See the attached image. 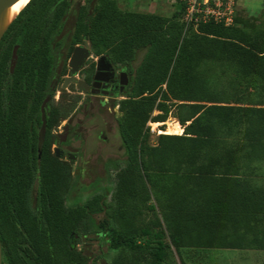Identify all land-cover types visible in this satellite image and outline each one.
Listing matches in <instances>:
<instances>
[{"label": "trees", "instance_id": "trees-1", "mask_svg": "<svg viewBox=\"0 0 264 264\" xmlns=\"http://www.w3.org/2000/svg\"><path fill=\"white\" fill-rule=\"evenodd\" d=\"M178 4L167 16L89 0L71 30L74 42L86 34L96 55L108 53L130 67L145 50L121 102L126 158L112 191L116 204L96 192L67 207L70 171L49 146L40 157L30 145L25 115L4 114L5 78H12L10 106L20 100V113L29 98L26 87L18 98L19 85L46 86L71 0H30L12 22L0 41L3 264H91L93 241L108 246L110 264H166L171 244L181 258L183 248L264 250V185L254 180L264 174V23L245 22L237 12L230 26L210 21L186 28V3ZM172 109L184 132L159 134L150 144L147 122H166ZM146 209L154 220L141 218Z\"/></svg>", "mask_w": 264, "mask_h": 264}, {"label": "flooded vegetation", "instance_id": "flooded-vegetation-1", "mask_svg": "<svg viewBox=\"0 0 264 264\" xmlns=\"http://www.w3.org/2000/svg\"><path fill=\"white\" fill-rule=\"evenodd\" d=\"M84 3L85 0L75 2L64 31L57 37L60 48L57 49L56 65L50 73L46 86L43 87V90H40L41 96H39L40 91L36 90L37 87L33 90L30 86H27V81H25V84L21 83L19 85L18 98L25 87L27 88L26 93L29 99L26 112H19L17 107H19L20 100L16 99L15 96L14 105L16 108L10 106L13 103L12 92L9 88V82L12 78L4 79V114L7 118L8 113L15 109L17 110L15 118L21 119L25 115L30 122L22 125L29 129L28 141L32 147L37 146L40 157L49 146L50 155L57 157L65 165V168L70 171L72 177L78 176L80 180L84 179L86 165L91 160L90 158L88 160L84 159L83 146L88 143L96 145L95 153H100V157H104L103 146L105 144L112 145V139L119 136L121 147H123V150L121 149L123 157L118 158L107 154L106 158H103L104 174L98 176L97 179L101 181L102 178H110L113 171L116 177L126 158L123 140L121 134H119V117L121 102L128 98L130 94L133 72L128 64L115 62L108 53L96 55L86 34H82V37L74 42L75 36L71 33V30ZM94 5H90V10L94 8ZM77 47H87L89 54L78 70L72 72L73 67L70 65V60ZM102 55H106L109 60V63L105 64V71L98 70V61ZM124 72L127 74L126 77L122 76ZM98 76L100 78H97ZM124 78H126L125 83L122 84L121 81ZM39 97H41L40 106L38 105ZM61 103L64 104L62 109ZM77 114H79L78 117ZM18 133H20V130ZM109 134L113 136L112 139ZM77 142L80 143L77 144ZM102 142H104V145ZM58 153L60 156L57 155ZM71 162H80V164L75 170H72ZM72 185L74 186L69 189V192L65 193L67 207H74L78 203L81 204L86 201L84 199L85 192L82 190L85 184L81 181L76 182L73 179ZM74 188L77 193L70 199L71 201L68 204V195ZM37 193V186H35L32 192L35 206L38 201ZM78 239L79 236H76L72 238V241L75 242ZM75 247L84 250L85 244L77 243Z\"/></svg>", "mask_w": 264, "mask_h": 264}, {"label": "rangeland", "instance_id": "rangeland-1", "mask_svg": "<svg viewBox=\"0 0 264 264\" xmlns=\"http://www.w3.org/2000/svg\"><path fill=\"white\" fill-rule=\"evenodd\" d=\"M77 0H71L72 6H74ZM120 7L124 9H132L137 11H145V12H156L161 13L167 16H171L174 11H179L180 7L177 0H117ZM88 2L89 0H85ZM237 12H239L240 18L245 20L248 23H264V0H238L237 5ZM193 29L188 30V33H191ZM138 60L136 62L139 63L143 53H140ZM70 94V93H68ZM63 99V98H62ZM64 106L61 103V109ZM66 106V105H65ZM63 111V110H62ZM64 112V111H63ZM61 112V113H63ZM160 111L156 110L154 115L159 114ZM79 114H77V117ZM170 121V128L167 122ZM147 122L146 127L149 128L150 137L149 143L154 145L158 142L159 134H162V131L172 134L178 133L180 130V124L175 116V110L169 114L168 120L166 122H154L151 121L152 124L149 125ZM176 124V126H174ZM179 126V129L178 127ZM155 127L156 129L152 131V128ZM162 130V131H161ZM171 132V133H170ZM184 132L183 127L180 130L182 134ZM119 134H121L119 132ZM110 135V134H109ZM111 139L113 138L110 135ZM111 144H105L102 142L104 157H100V153H95L97 149L96 145L92 143H88L83 146V150L85 151L84 159L91 160L88 161L86 165V170L84 171V179L80 180L78 176L74 177L73 179L76 182L81 181L85 186L82 188L84 190V199L88 200L91 198L96 192L103 193L105 195L104 198L107 199L108 203L113 202L112 200V191L115 188V184L117 179L115 177L114 171L111 173V177L108 179L102 178L101 181L97 180L98 176H102L104 174L103 171V164L106 155L108 156H115L118 158L123 157V147H121V139L120 137H114ZM80 142H77L79 144ZM122 149V150H121ZM81 156V155H80ZM83 157V156H82ZM82 159V158H80ZM106 160V159H105ZM80 162H71L70 166L72 170L79 166ZM92 171V172H90ZM261 171V170H260ZM264 171V169H263ZM254 180L258 181L257 184L264 185V174L259 173L254 176ZM95 183V185H94ZM176 190V188H174ZM77 191L74 189L68 195V204L70 203V199L76 195ZM143 191L141 189V194L139 199L143 197ZM126 198L129 203H133V198L129 195H126ZM136 199V198H135ZM154 204L156 203L155 200L152 201ZM112 204H116L113 202ZM99 216V215H98ZM105 216V213H102L99 217ZM167 220L165 222L168 224V221L171 220L170 214H167ZM146 222L152 221L155 219V215L150 210H144L142 216ZM59 233V232H58ZM166 241H170L169 237H167ZM88 253L93 257L91 264H110V257L106 256L104 253L108 251V246L106 244H102L98 241H93L92 244L87 246ZM183 258H181L174 247V245H170L168 256H167V263L166 264H263L264 262V250L258 249H235V248H210V247H200V248H183Z\"/></svg>", "mask_w": 264, "mask_h": 264}, {"label": "built area", "instance_id": "built-area-1", "mask_svg": "<svg viewBox=\"0 0 264 264\" xmlns=\"http://www.w3.org/2000/svg\"><path fill=\"white\" fill-rule=\"evenodd\" d=\"M186 3L183 20L186 28H195L202 22L223 23L226 26L235 23L238 0H177ZM152 124L151 122L149 125ZM156 128L153 127L152 131Z\"/></svg>", "mask_w": 264, "mask_h": 264}, {"label": "water", "instance_id": "water-1", "mask_svg": "<svg viewBox=\"0 0 264 264\" xmlns=\"http://www.w3.org/2000/svg\"><path fill=\"white\" fill-rule=\"evenodd\" d=\"M18 1L19 0H0V41L2 40L7 30L9 29L12 22L21 12L20 11L19 13H17L12 19L10 18L12 9ZM88 54H89V49L87 47L76 48L70 60V65L73 67L72 72L78 70V68L83 63V61L88 56ZM107 63H109L107 56L102 55L98 61V70L105 71L106 68L105 64ZM110 68H112V66H110ZM126 75H127L126 72L122 74V76L124 77H126ZM97 78H100V76H98ZM125 79L126 78H124L121 81L122 84L125 83ZM57 155L60 156L59 153ZM0 264H3V245H2L1 236H0Z\"/></svg>", "mask_w": 264, "mask_h": 264}, {"label": "crops", "instance_id": "crops-1", "mask_svg": "<svg viewBox=\"0 0 264 264\" xmlns=\"http://www.w3.org/2000/svg\"><path fill=\"white\" fill-rule=\"evenodd\" d=\"M119 4V3H118ZM120 6V5H119ZM129 10H132V9H129ZM134 11H137V10H134ZM142 12H145V11H142ZM149 13H156V12H149ZM159 14H161V13H159ZM162 15H164V14H162ZM140 53H143V55H142V57H141V59H140V61H139V63H137L136 64V62H137V60H138V57H139V55H141ZM144 53H145V50H142V51H140L139 53H138V55H137V58L135 59V61H133L132 62V67H130L131 68V71L133 72V75H134V70L137 68V66H139V64L141 63V61H142V59H143V56H144ZM178 120V119H177ZM151 122V121H150ZM149 122V123H150ZM178 122H179V120H178ZM163 123V122H162ZM179 124H180V130H182V124L179 122ZM174 126H176V124L174 125ZM178 129H179V126H178ZM180 130H179V132L178 133H180ZM183 130H184V127H183ZM162 131V130H161ZM162 133H166V132H164V131H162ZM171 133V132H170ZM178 133H172V134H178Z\"/></svg>", "mask_w": 264, "mask_h": 264}, {"label": "bare ground", "instance_id": "bare-ground-1", "mask_svg": "<svg viewBox=\"0 0 264 264\" xmlns=\"http://www.w3.org/2000/svg\"><path fill=\"white\" fill-rule=\"evenodd\" d=\"M30 0H19L13 7L10 18L12 19L17 13H19ZM170 128V121L167 122ZM178 127V126H177Z\"/></svg>", "mask_w": 264, "mask_h": 264}]
</instances>
